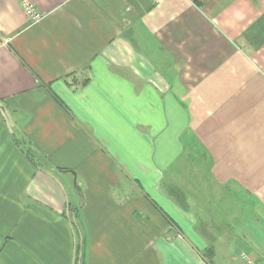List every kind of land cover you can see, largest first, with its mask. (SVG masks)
<instances>
[{
	"label": "crops",
	"instance_id": "crops-1",
	"mask_svg": "<svg viewBox=\"0 0 264 264\" xmlns=\"http://www.w3.org/2000/svg\"><path fill=\"white\" fill-rule=\"evenodd\" d=\"M31 1L0 0V264L258 260L264 0Z\"/></svg>",
	"mask_w": 264,
	"mask_h": 264
},
{
	"label": "built area",
	"instance_id": "built-area-1",
	"mask_svg": "<svg viewBox=\"0 0 264 264\" xmlns=\"http://www.w3.org/2000/svg\"><path fill=\"white\" fill-rule=\"evenodd\" d=\"M16 3L21 8L23 14L25 15L28 25L38 24L43 18L44 15L41 12H38L35 5L31 0H15ZM151 4L157 5L163 0H149ZM240 259L243 264H264V254L258 260H252L247 255L241 254Z\"/></svg>",
	"mask_w": 264,
	"mask_h": 264
},
{
	"label": "rangeland",
	"instance_id": "rangeland-1",
	"mask_svg": "<svg viewBox=\"0 0 264 264\" xmlns=\"http://www.w3.org/2000/svg\"><path fill=\"white\" fill-rule=\"evenodd\" d=\"M182 161H184L183 164L186 165V166H189L190 164H193V160L190 157H188V155L186 156V158H185V155H183ZM195 164H197V163L195 162ZM189 170L190 169H187L186 173H189ZM186 173L184 175H182V180H183L184 184L186 185L187 189L191 192V189L196 187L197 184H195V183L193 184L192 180H191V177L188 176ZM200 179H202V178H199V180Z\"/></svg>",
	"mask_w": 264,
	"mask_h": 264
}]
</instances>
